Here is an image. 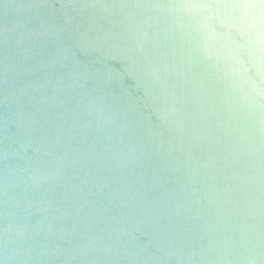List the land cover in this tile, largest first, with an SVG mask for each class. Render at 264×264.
<instances>
[{
  "label": "water",
  "instance_id": "95a60500",
  "mask_svg": "<svg viewBox=\"0 0 264 264\" xmlns=\"http://www.w3.org/2000/svg\"><path fill=\"white\" fill-rule=\"evenodd\" d=\"M0 264H264V0H0Z\"/></svg>",
  "mask_w": 264,
  "mask_h": 264
}]
</instances>
